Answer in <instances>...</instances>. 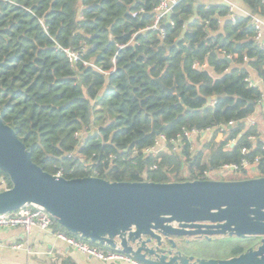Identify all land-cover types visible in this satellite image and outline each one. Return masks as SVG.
<instances>
[{
    "label": "trees",
    "instance_id": "obj_1",
    "mask_svg": "<svg viewBox=\"0 0 264 264\" xmlns=\"http://www.w3.org/2000/svg\"><path fill=\"white\" fill-rule=\"evenodd\" d=\"M241 2L250 13L264 15L263 0ZM155 4L0 0V116L44 171L61 169L72 178L92 168L110 181L178 182L205 179L206 171L240 165L245 157L252 163L261 154L263 142L246 118L262 91L245 78L249 67L264 81V49L255 42L248 17L232 21L224 3L180 0L164 20L162 37L144 30L152 23ZM58 46L79 52L89 64L70 63ZM158 77L174 91L167 92ZM213 95L217 98L202 108ZM220 126L226 127L219 131ZM207 127L214 128L212 137L197 150L185 140L180 153L141 152L160 135L169 139L182 128ZM263 168L260 163L240 172L261 176ZM246 178L253 177L238 180ZM52 229L76 236L55 221ZM258 239L196 238L179 248L194 257L229 258Z\"/></svg>",
    "mask_w": 264,
    "mask_h": 264
},
{
    "label": "water",
    "instance_id": "obj_2",
    "mask_svg": "<svg viewBox=\"0 0 264 264\" xmlns=\"http://www.w3.org/2000/svg\"><path fill=\"white\" fill-rule=\"evenodd\" d=\"M185 31L186 26L176 43ZM156 80L167 92L174 91V86ZM216 98L207 97L202 108ZM0 171L11 183L0 190V214L23 205L40 206L67 232L119 248L144 264H264V176L178 182L66 178L35 164L1 116ZM218 236L259 239L229 258L194 257L178 248L181 238L186 244L192 238Z\"/></svg>",
    "mask_w": 264,
    "mask_h": 264
},
{
    "label": "built area",
    "instance_id": "obj_3",
    "mask_svg": "<svg viewBox=\"0 0 264 264\" xmlns=\"http://www.w3.org/2000/svg\"><path fill=\"white\" fill-rule=\"evenodd\" d=\"M180 0H156V4L152 9L153 20L150 25H148L144 30H152L160 33L162 37L165 36L164 30V20L172 13L174 6ZM226 6L229 9V13L227 14V18L234 21L237 16H246L249 19V24L254 29V40L255 42L264 49V43L261 40L262 37V29L264 27V21L257 14H252L249 11H245L241 9L235 2L227 1L225 2ZM141 9L138 12H133L131 15L133 17L142 13ZM170 24H173L172 21H169ZM143 31V30H142ZM133 41V38L131 39ZM130 41V42H131ZM123 47V46H121ZM62 52H64L70 61V63L74 64L75 62L81 61L83 65H88L89 63L85 60L80 59V54L77 51H74L70 48H63L58 46ZM226 58H229L228 55H225ZM246 60V58H244ZM92 65V64H91ZM93 66V65H92ZM203 67L205 65H202ZM96 69L99 70L96 66ZM112 70H114L112 68ZM245 81L249 86L254 87L256 83L251 81L249 77L245 78ZM229 125H232V122H229ZM226 126L217 127L219 131H223ZM214 128L207 127L203 129L191 128L186 129L182 128L180 132H178L174 137L166 138L164 135H160L158 139L155 140L154 145L150 147L143 148L141 152L143 154L149 153H158L159 151H173V152H181L183 145L185 144V140L191 145V149L197 150L200 148L199 142L202 145L205 141L209 140L212 137ZM249 140H254V136H249ZM194 142L197 143V146L194 145ZM235 141L232 140L230 145H234ZM243 153L248 152L246 149H242ZM83 157H80L79 161H83ZM248 158H242L240 165L237 164H228L222 166L218 170H209L204 172L203 177L205 179H220L218 177L222 176L225 171H234L240 172L241 169H248L250 166H254L260 163L264 165V144L261 146V154L256 155L252 161ZM55 175L63 176V171L57 170ZM88 175L98 176V172L96 169L91 168V173ZM264 176V168L262 175ZM203 179V178H202ZM8 188V181L2 171H0V190ZM54 225L53 218L40 206L36 205H23L16 210L2 213L0 214V229L6 228H15L21 227L23 228L26 234H29L33 229H41V230H51ZM56 236L64 241L66 244L81 252L87 256L92 258L101 260V261H125L130 264H144L136 259H134L131 255L124 253L119 248H108L103 249L98 244H93L90 241L80 237L79 235L70 236L62 231H55ZM3 264V263H0Z\"/></svg>",
    "mask_w": 264,
    "mask_h": 264
},
{
    "label": "crops",
    "instance_id": "obj_4",
    "mask_svg": "<svg viewBox=\"0 0 264 264\" xmlns=\"http://www.w3.org/2000/svg\"><path fill=\"white\" fill-rule=\"evenodd\" d=\"M198 4H220L235 2L241 9L249 11L241 0H195ZM264 2V0H263ZM260 16V15H259ZM264 21V15L260 16ZM222 21V18H220ZM264 43V27L262 29ZM248 77L262 91L254 112L246 118L247 126H254L264 144V81L258 73L248 67ZM201 142H199V145ZM197 146V143L194 142ZM255 170L254 167L251 168ZM0 263L3 264H130L125 261H101L78 252L60 240L53 229H33L26 234L21 227L0 229Z\"/></svg>",
    "mask_w": 264,
    "mask_h": 264
},
{
    "label": "rangeland",
    "instance_id": "obj_5",
    "mask_svg": "<svg viewBox=\"0 0 264 264\" xmlns=\"http://www.w3.org/2000/svg\"><path fill=\"white\" fill-rule=\"evenodd\" d=\"M183 171V176H187V171L185 169V167H183L182 169ZM259 173L257 172H253V171H246L245 173H241V172H234V171H225L224 174L222 176H220V178L224 179V180H238L239 178H242V177H257ZM196 238H192L190 239V241L194 240ZM200 239V238H199ZM182 246V245H181Z\"/></svg>",
    "mask_w": 264,
    "mask_h": 264
},
{
    "label": "flooded vegetation",
    "instance_id": "obj_6",
    "mask_svg": "<svg viewBox=\"0 0 264 264\" xmlns=\"http://www.w3.org/2000/svg\"><path fill=\"white\" fill-rule=\"evenodd\" d=\"M177 242H178V246L184 245V243H183L184 242V238H181L180 240H177Z\"/></svg>",
    "mask_w": 264,
    "mask_h": 264
}]
</instances>
